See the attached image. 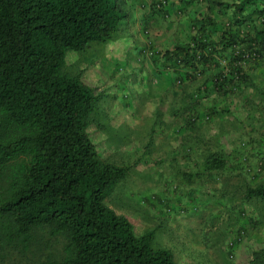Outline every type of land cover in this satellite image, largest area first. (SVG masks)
I'll return each instance as SVG.
<instances>
[{"label":"rangeland","instance_id":"rangeland-1","mask_svg":"<svg viewBox=\"0 0 264 264\" xmlns=\"http://www.w3.org/2000/svg\"><path fill=\"white\" fill-rule=\"evenodd\" d=\"M237 1L207 0L203 10H211L191 16L214 21L208 27L216 39L230 27L241 39L261 40L264 13L255 8H264V0L236 14L226 3ZM117 2L126 17L113 38L68 52L65 64L67 72L80 74L100 94L89 128L99 154L131 166L105 203L128 217L136 234L153 232L152 245L171 250L178 264H264V199L245 196L247 185L264 184V49L261 58L247 61L248 79L234 93L210 89L195 97L206 74L179 83L177 71L164 65L166 45L143 17L148 0ZM156 3L158 31H171L165 40L189 41L199 24L194 27L195 19H187L186 5L180 9L186 16L175 11L165 16L169 2ZM138 12L142 42L132 31ZM148 39L154 40V47L140 49ZM152 49L154 54L149 53ZM192 112L214 115L188 124ZM215 151L227 160L219 171L207 168L208 156ZM63 243L61 237L45 233L29 251L0 250V264L59 259Z\"/></svg>","mask_w":264,"mask_h":264},{"label":"trees","instance_id":"trees-1","mask_svg":"<svg viewBox=\"0 0 264 264\" xmlns=\"http://www.w3.org/2000/svg\"><path fill=\"white\" fill-rule=\"evenodd\" d=\"M254 3L226 7L238 14ZM125 17L117 0H0L1 251H29L46 233L64 240L63 255L40 264H178L171 250L152 245L153 232L136 234L129 218L105 203L131 166L99 154L89 128L100 94L65 69L68 52L110 41ZM200 20L189 41L164 51V65L179 83L206 74L195 97L210 89L234 93L248 79L249 61L235 49L248 45L258 60L264 30L261 40L247 41L228 27L216 39L208 27L214 21ZM213 115L192 112L186 122ZM226 165L222 152L208 156L209 170ZM245 196L264 199V184L247 185Z\"/></svg>","mask_w":264,"mask_h":264},{"label":"crops","instance_id":"crops-1","mask_svg":"<svg viewBox=\"0 0 264 264\" xmlns=\"http://www.w3.org/2000/svg\"><path fill=\"white\" fill-rule=\"evenodd\" d=\"M158 2V0H148V3L150 4V7L149 8H145V6L143 5L142 7H143V9H146L145 10V13L143 14V17H145V18H148V21H150L151 23H149L148 24V22H146V24L147 25H149V28H151V30H152V27H155V30H156V33H157V38H159L160 40H159V42L160 43H162L163 44V42L165 43V44H163V45H166V49H173L174 48V46L175 45H177V44H179V43H184V42H187V41H184V40H175V41H172V42H167L166 40H165V33L166 34H170L171 33V31H169L170 29H166V30H159L158 31V27H157V25L159 24V22H155V13H157L156 12V5H157V3L156 4H152V2ZM167 1V3L169 4L168 5V7L169 6H171L168 10L167 9H165V10H163V15H172V13L175 11V13L176 14H178V13H181V12H183V16L182 17H184V16H186L185 15V12L184 11H180V9H181V7L183 8L184 7V5H186V8H188L189 9V11H188V17H187V19H191V20H196V18H194L193 19V16H191V13H196V14H198V16H199V12H206L207 10H211V7L209 6V8H207V9H205V10H203L204 8H205V4H206V2H207V0H190V2L189 3H187L189 0H166ZM160 2V1H159ZM167 7V8H168ZM161 9V8H160ZM164 9V8H163ZM160 11V10H159ZM142 12V11H141ZM141 12H138V18H137V20H136V24H135V26H133V28H132V31H135L136 30V40H138V42H142V38H141V36H143V34H141V30L143 29V25H142V21H141ZM209 12H211V11H209ZM177 17V16H176ZM214 18H216L215 16H213ZM188 23V22H187ZM188 25V24H187ZM151 26V27H150ZM173 32H175V30H173ZM177 32H178V30H177ZM156 41H158V40H156ZM158 43V42H157ZM148 45H152L153 47H154V40H150V39H148V44L147 45H145V46H143V47H141L140 49H142V48H145V47H147ZM163 47V46H162ZM162 47H160V48H162ZM164 48V47H163ZM168 70H171V68H168Z\"/></svg>","mask_w":264,"mask_h":264},{"label":"built area","instance_id":"built-area-1","mask_svg":"<svg viewBox=\"0 0 264 264\" xmlns=\"http://www.w3.org/2000/svg\"><path fill=\"white\" fill-rule=\"evenodd\" d=\"M235 50H236L237 53H240V54L243 52V56L247 60H255L259 56V54L256 51L254 52V50L242 49V48H239L238 46L236 47ZM154 52L155 51L152 49V50H150L149 53L150 54H154Z\"/></svg>","mask_w":264,"mask_h":264},{"label":"clouds","instance_id":"clouds-1","mask_svg":"<svg viewBox=\"0 0 264 264\" xmlns=\"http://www.w3.org/2000/svg\"><path fill=\"white\" fill-rule=\"evenodd\" d=\"M159 5H160V7L158 6V9L161 10L160 8H162V3L159 2Z\"/></svg>","mask_w":264,"mask_h":264}]
</instances>
